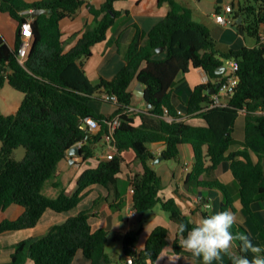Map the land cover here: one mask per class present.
<instances>
[{
    "label": "trees",
    "instance_id": "trees-1",
    "mask_svg": "<svg viewBox=\"0 0 264 264\" xmlns=\"http://www.w3.org/2000/svg\"><path fill=\"white\" fill-rule=\"evenodd\" d=\"M117 1L121 0H103L97 6L90 0H0V11L9 13L18 22L14 46L0 32V86L7 82L24 95L15 113L0 115V233L34 228L47 210L62 213L74 209L83 201L88 188L96 184L107 187L118 197L120 173L126 161L123 152L128 149L136 152L142 165V172L131 177V186L135 188L133 203L138 212L143 214L160 204L171 220L188 223L195 210L186 213L175 198L161 197L164 184L152 164L157 158L152 149L154 144L164 143L165 159L179 160L181 146H193L195 163L185 185L190 190L219 186L226 194L223 210L234 207L233 195L224 183L201 177L211 170L231 169L239 182L247 216L264 234V223L253 209L254 204L264 199V44L258 40L264 25V0L239 4L233 11V24L256 37V45L238 40L227 50L219 46L208 25L194 19L190 7L178 0H160L170 4L166 17L149 31L133 23L125 64L111 79L101 78L94 84L85 62L93 54V47L107 39L116 25L121 15L115 7ZM39 7L52 12L33 18L32 46L25 63H21L22 23L31 16L24 11ZM84 7L93 21L86 23V28L75 35L78 38L75 45L66 50L61 22L67 17L75 18ZM160 47H165L161 53ZM230 58L238 63L239 82L226 104H216L214 95L219 93L220 82L226 78V73L218 70ZM192 68L203 69L209 78L194 88L187 83L178 86L177 91L186 88L179 107L173 103L176 77ZM135 80L146 85L147 111L131 108ZM105 92L116 95L118 101L105 100ZM104 101L116 106L113 113L102 111ZM165 108L173 120L166 118ZM242 110L247 111L245 146L231 150ZM194 116L203 117L206 124L190 123L188 118ZM117 117L120 124L111 140V145L116 147L114 153L101 158L98 166L85 168L74 192L68 193L63 187L57 196L46 194V182L57 177L61 161L70 157L69 150L80 145V154L71 157H81L82 161L96 156L98 144L107 140L106 135L111 133V124ZM89 118L100 125L98 132H93ZM19 147L26 149L21 160L14 157ZM53 184L60 186L56 180ZM12 207H19L20 211L10 214ZM92 212V208L83 209L52 225L43 235L20 240L4 264H72L79 250L92 264L112 263L107 251L109 231L92 227ZM143 227L141 220L138 229L121 236L125 252L134 257L135 264L155 262L169 243L170 229L160 224L151 232L145 247L135 250ZM238 227L243 226L237 222L232 231L237 233ZM246 235L262 247L260 239L251 233ZM178 242L177 235L173 242L175 252H185Z\"/></svg>",
    "mask_w": 264,
    "mask_h": 264
},
{
    "label": "crops",
    "instance_id": "crops-1",
    "mask_svg": "<svg viewBox=\"0 0 264 264\" xmlns=\"http://www.w3.org/2000/svg\"><path fill=\"white\" fill-rule=\"evenodd\" d=\"M90 1L97 6H100L103 2V0ZM178 1L193 10L194 19L196 21L202 22L211 28L213 35L220 43L219 46H224L221 47L222 49L227 50L229 46H231L238 40H244L245 43L250 46L256 45L249 44L247 40L248 34L240 30L237 25L233 24V22L224 24L217 22L215 19V14L217 12H223L224 14H226L224 8L227 4H233L234 10H236L239 4H255V2H257L256 0H209L210 3H212V5H214L215 7L214 13L210 11L211 7L203 4L206 0ZM115 7L117 10L121 11V15L118 17L116 25L109 32L107 39L96 44L93 47V52L98 54V56L101 58V62L95 63L93 62V60L89 59L87 64L85 65L87 74L94 84H97L101 80V78L111 79L125 64V60L123 59L115 60V57L119 51V46L117 43L119 42L120 44H126V46H120V49L123 50L122 48L124 47L123 51H127V48L133 36V29L130 28L133 23H137L142 28L149 31L155 24L164 19L168 11L170 10L169 2L165 1L163 3H160V0H121L115 3ZM230 16H234V12H232ZM92 18L93 16L91 15L87 7H84L78 16H76L75 18H70V22L67 21L68 17L62 20L61 27L63 30V39H67L66 50H69L72 46H74L78 39L77 37L75 39H68V37L79 30H83L84 22L86 20L92 21ZM79 19L81 20V22ZM242 21L243 18L242 20L238 19L239 23H241ZM0 32L5 36V29L0 27ZM6 40L9 45L14 46L16 42V36L13 41H11L10 37ZM228 71L229 70L227 69V67L223 69L224 73H228ZM207 79V73L200 68H192L188 73L180 72L176 77V82L173 88V103L179 107L181 105L180 96L186 88L182 87L178 91L176 88L182 83H187V86L194 88L196 85L206 82ZM138 85V80H135L132 84L134 97L131 108L135 111H147L149 109V105L142 96L137 95L135 92L138 89ZM23 98L24 95L22 92L18 91L9 83L4 82L2 86H0V115L15 113L19 109ZM222 99L226 101L227 96H222ZM115 109L116 106L114 107V111ZM102 111H104L103 108ZM104 112L113 113L111 111ZM137 119L138 121H140L139 118ZM188 121L196 125L206 124V120L203 117L199 116L190 117L188 118ZM99 129L100 128H95L93 129V132H98ZM163 145L165 144L156 143L154 144L153 149H158ZM244 146L245 115L241 114L238 118L237 125L234 130L231 150H238L240 148H243ZM115 150L116 147L111 145V142L102 140L97 146L96 156L86 161H82L81 157H76L74 159L71 157L72 154L68 155L70 157L62 160L59 165L58 176H60L61 174H65L63 179L69 185V188L72 184V187H74L75 184H77L79 176L85 168L98 166L101 158L111 156ZM123 155L126 161L124 169L120 173V195L118 197H115L113 192L103 185H93L88 188L83 201L74 209L62 213H55L52 210H47L36 227L26 230H16V232H14L13 234V237H15L14 244L19 242V240L30 236L31 234V236H35L37 230L39 229V227H41V225L48 230L52 225L64 222L67 218L78 214L81 210L92 208L93 212L90 217L92 227L94 229L103 227L109 231L107 251L112 257L111 264L115 262V259V264H130L128 262V255L125 252L121 236L125 235L131 230L138 229L140 227L141 220H143L144 227L138 237L136 244L134 245V249L137 251H141L145 247L148 237L157 225L162 224L169 227L170 229L168 245L163 249L160 256L155 262L149 261L147 264H199V261L193 259L191 255L185 252H175L173 242L177 237V223L170 219L169 214L163 210L162 206V212L156 213L158 214L159 218H154L153 220L151 218L146 219L148 213L147 211L143 214H139L138 218H134L132 216L134 201L133 194L130 192L131 177L137 172H142V165L137 158L136 152L134 150H125L123 152ZM156 156L158 157L161 155ZM164 160L165 159L158 163H152L155 169H157L156 166L163 164L165 162ZM185 161H189L193 164L195 163V152L191 144H184L181 146L180 159L177 160L178 164L176 165L172 176L167 179L166 183H164V179L162 178L164 188L162 190L161 197L164 199H168L171 197L175 198L186 213H191L193 212V210H195V214L193 215L192 220H199L202 216H206L210 212L223 211L222 204L226 203V194L219 186H201L196 190H190L186 187L185 178L188 173L185 170ZM201 179L220 181L225 184L234 198V207L229 206L228 209L234 211L237 214L238 223L243 226L236 229L237 233H251L262 241V247H264V234L257 229L254 221L247 216L240 196L239 182L234 177L231 169L219 168L211 170L208 173L204 174ZM76 187L73 189V192L75 191ZM199 196H202V202H197ZM83 202L85 203L84 205ZM208 203L211 205L210 207L207 206ZM253 209L258 219L262 223H264V199L254 204ZM152 210L154 211V209ZM19 211V207H12L9 212L10 214H15ZM47 230L45 231V233L47 232ZM17 237L19 239H17ZM112 239H114L115 244H113ZM235 244L238 245L237 242H235ZM236 249L237 248L234 247L233 250ZM12 252L13 251L11 250L7 253H4L5 258L10 257ZM114 256H116V258H114ZM8 261L6 260V262ZM1 262V264L6 263L5 261ZM72 264L92 263L90 259L85 256L83 251L79 250L76 253ZM225 264H227V258H225Z\"/></svg>",
    "mask_w": 264,
    "mask_h": 264
},
{
    "label": "clouds",
    "instance_id": "clouds-1",
    "mask_svg": "<svg viewBox=\"0 0 264 264\" xmlns=\"http://www.w3.org/2000/svg\"><path fill=\"white\" fill-rule=\"evenodd\" d=\"M237 222V214L225 209L179 223L176 225L179 247L199 264H225V258L227 264H264V247L253 243L244 233H234L232 228Z\"/></svg>",
    "mask_w": 264,
    "mask_h": 264
},
{
    "label": "rangeland",
    "instance_id": "rangeland-1",
    "mask_svg": "<svg viewBox=\"0 0 264 264\" xmlns=\"http://www.w3.org/2000/svg\"><path fill=\"white\" fill-rule=\"evenodd\" d=\"M203 4L208 6V7H211L210 11L212 13H214L215 7H214V5H212V3H210L209 0H206L205 3H203ZM70 20L71 19L68 18L67 21L70 22ZM92 21H93V18H92ZM92 21L86 20L83 24V30L86 28V23H91ZM80 22H81V20H80ZM17 25H18L17 21L15 19H13L9 13L0 11V27L5 29L6 39H8L9 37H10L11 41H13V39H15ZM83 30H79V31L75 32L73 35L69 36L68 39L69 38L75 39L76 38L75 35L81 31H83ZM247 38H248L247 40H248L249 44H256V37L248 34ZM64 40H66V42H67V39H64ZM219 45H220V43H219ZM118 46H119V51L115 57V60H118V59L124 60V55H125V52L123 51L124 47L122 48L123 50H121L120 46L121 47L126 46V44L122 43V44H118ZM220 47H224V46H220ZM89 59L93 60V62H95V63L101 62V58L95 52H93V54L86 60L85 65L87 64ZM114 107H115V105L108 102V101H104L103 103H101V109L103 108L104 111L113 112ZM1 143L2 142L0 140V144ZM25 154H26L25 147H19L15 150L14 157L17 160H21L25 156ZM164 161L165 162L163 164L156 166L157 167L156 170L159 171L160 175L164 179V183H166L167 179H169L172 176V173L174 172V169L176 168V165L178 164V162L176 159H165ZM64 175L65 174H61L60 176L57 175L56 178H53V179L47 181L45 186H44V192L50 196H57L60 193L61 189L63 187H66V191L68 193H72L73 189L76 187L77 184H75L74 187H72V185H73L72 184L71 187L69 188V185L63 179ZM55 180H57L59 183L61 182L60 186L57 187L53 184V181H55ZM84 204L85 203L83 202V205ZM161 210H162V208H161L160 204L156 205V207L154 208V211L153 210H147L148 213H147L146 219L151 218L153 220L154 218H159L158 214H156V213L162 212ZM49 212H51V211H49ZM53 212H55V211H53ZM28 229H31V228H28ZM22 230H26V229H22ZM46 230H47V228H44V226L41 225V227H39V229L37 230L35 236L42 235L43 233H45ZM14 232H16V231H7V232L0 233V264L2 263L1 261L6 262V260L8 261L11 258V256L8 258H5L4 253H7L11 250L14 251V247H15V244H14L15 243V237H13ZM30 236H27L26 238H28ZM17 239H19V238L17 237ZM23 239H25V238H23ZM112 242H113V244H115L114 239H112ZM109 250H110V248H109ZM114 255H115V252H114ZM114 258H116V256H114ZM115 262H116V259H115ZM115 262L113 264H115Z\"/></svg>",
    "mask_w": 264,
    "mask_h": 264
},
{
    "label": "built area",
    "instance_id": "built-area-1",
    "mask_svg": "<svg viewBox=\"0 0 264 264\" xmlns=\"http://www.w3.org/2000/svg\"><path fill=\"white\" fill-rule=\"evenodd\" d=\"M224 11L226 12V14H224L223 12H217L215 14L216 21L219 23H224V24L233 22L234 18H233V16H230V14L234 11L233 4H227L224 8ZM24 12L31 13L32 9L25 10ZM32 23H33V17H31V16L29 18H27V20H25L22 23V32H21L22 40H21V45L19 48V60L21 63H25L27 56H28V53H29V50L32 46V40H33V36H34V30H33V24ZM258 40L260 43L264 44V25L262 26V28L259 31ZM226 67L229 71H228V73H226V78L222 82H220L221 89H220L219 93L214 95V102L216 104H221V103L226 104L227 101H224L222 99V96L226 95L228 97L230 95V93H233L235 87L237 86V84L239 82V76L237 74V70L239 67H238L237 61L235 59H232V58L227 59L226 60ZM103 97L105 100H112L114 102L118 101V97L114 94H109V93L105 92V93H103ZM165 109H166V114H165L166 118L168 120H173L174 117L168 113V108H165ZM246 112H247L246 110H242L241 114L245 115ZM179 113H183V111L181 109H179ZM185 118L186 117H184L183 119H185ZM88 123L90 124V127L92 129L100 128V125L98 124V122L93 118H89ZM119 124H120V120H119V117H117L111 124V133L106 135V139L109 142H111L112 136H113L112 134H113L114 130L119 126ZM164 148H165V145H163L162 147H159L158 149H153L152 151L155 155H162ZM184 166H185L186 172L189 173L193 169L194 164L190 163L189 161H185ZM130 192L132 194L135 192L134 186H131ZM202 201H203L202 196H199L197 202H202ZM207 206H211V205L208 203ZM139 214L140 213L138 212V210L135 207H133L132 216L134 218H138ZM128 262L130 264H135L134 257L128 256Z\"/></svg>",
    "mask_w": 264,
    "mask_h": 264
},
{
    "label": "water",
    "instance_id": "water-1",
    "mask_svg": "<svg viewBox=\"0 0 264 264\" xmlns=\"http://www.w3.org/2000/svg\"><path fill=\"white\" fill-rule=\"evenodd\" d=\"M51 12H52L51 10L44 8V7L33 8L32 12H31V17L35 18L36 16H38L41 13H51ZM239 20H242V17H240ZM164 49H165V47H160L158 49V52L161 53L162 51H164ZM221 68L222 69L218 70V72H220V73L223 72V69L226 68V65H222ZM145 89H146V85L143 82L139 81L138 89L135 92L137 95L145 98V94H146ZM214 92H215V90H214V88H212L210 93L213 94ZM71 154H78L79 155L80 154V146L79 145L73 146L68 152V155H71ZM163 159H165V157L163 155L158 156L153 161V163H158V162L162 161Z\"/></svg>",
    "mask_w": 264,
    "mask_h": 264
}]
</instances>
